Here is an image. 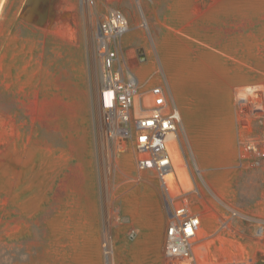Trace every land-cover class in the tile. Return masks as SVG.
<instances>
[{
  "label": "rangeland",
  "instance_id": "rangeland-1",
  "mask_svg": "<svg viewBox=\"0 0 264 264\" xmlns=\"http://www.w3.org/2000/svg\"><path fill=\"white\" fill-rule=\"evenodd\" d=\"M138 3L153 43L138 25L135 0L112 4L128 17L120 44L144 87L164 72V48L197 57L192 71L206 79L248 71L254 81L264 80V0ZM105 8V0L84 8L77 0H0V264H104L101 189L117 196L119 217L107 224L113 264H163L161 193L160 208L138 205L129 216L139 175L156 180L154 173L138 170L131 151L118 156L114 178L97 175L93 164L99 90L94 30ZM165 32L191 43H156ZM179 135L198 184L240 211H263L264 160L242 168L222 146L219 157L231 160L217 175V191L197 163L184 121ZM203 212L208 218L194 245L199 264H264V238L254 237L252 224L237 222L216 233L222 210L205 199Z\"/></svg>",
  "mask_w": 264,
  "mask_h": 264
},
{
  "label": "built area",
  "instance_id": "built-area-1",
  "mask_svg": "<svg viewBox=\"0 0 264 264\" xmlns=\"http://www.w3.org/2000/svg\"><path fill=\"white\" fill-rule=\"evenodd\" d=\"M105 0L104 13L96 21L95 52L98 62V117L91 135V155L97 175L113 174L117 158L134 153L138 170H151L157 179L164 207L163 264H199L194 249L203 222L204 200L222 210L216 233L237 222L253 225L256 239L264 238V209L261 213L240 211L222 201L203 181L198 184L190 171L180 143L182 120L163 70L159 81L141 85L137 71L123 52L120 40L129 30L127 15ZM138 25H149L138 0ZM90 7L93 0H77ZM236 165L254 168L264 160V80L236 86L232 92ZM200 177V174L197 172ZM201 179V177H200ZM202 180V179H201ZM114 191H99L102 237L101 254L113 264L112 234L108 223L118 219ZM133 238L136 229L128 233Z\"/></svg>",
  "mask_w": 264,
  "mask_h": 264
},
{
  "label": "crops",
  "instance_id": "crops-1",
  "mask_svg": "<svg viewBox=\"0 0 264 264\" xmlns=\"http://www.w3.org/2000/svg\"><path fill=\"white\" fill-rule=\"evenodd\" d=\"M156 43L191 42L180 38L175 33L165 32L156 36ZM159 55L162 56L164 62L165 76L179 109L182 125L184 121L193 143L197 163L205 171L210 186L220 191L221 186L216 178L220 169L231 158L222 160L218 155L219 148L226 145L229 150H232L234 158L236 156L232 92L236 86L253 82L254 75L243 71L241 75H222L206 79L203 74H196L192 71L195 63L198 62L197 57L185 56L178 54L176 50L168 51L165 48L160 50ZM139 178V185L133 188L129 197L133 209L130 211V218L134 217V208L138 205L149 206L150 202H153L155 207H161L157 179L154 180L147 172L141 173ZM163 229L164 207L162 202V238Z\"/></svg>",
  "mask_w": 264,
  "mask_h": 264
},
{
  "label": "bare ground",
  "instance_id": "bare-ground-1",
  "mask_svg": "<svg viewBox=\"0 0 264 264\" xmlns=\"http://www.w3.org/2000/svg\"><path fill=\"white\" fill-rule=\"evenodd\" d=\"M199 173V172H198ZM107 260H109V257L106 258Z\"/></svg>",
  "mask_w": 264,
  "mask_h": 264
}]
</instances>
